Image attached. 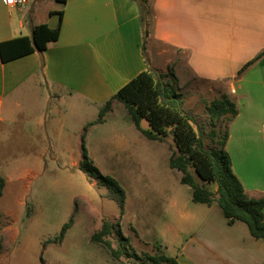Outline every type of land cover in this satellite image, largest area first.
<instances>
[{"label": "crops", "instance_id": "0c3cea01", "mask_svg": "<svg viewBox=\"0 0 264 264\" xmlns=\"http://www.w3.org/2000/svg\"><path fill=\"white\" fill-rule=\"evenodd\" d=\"M43 1L11 6L0 0V43L31 36L35 25L48 24L51 11L63 10L60 35L42 53L0 58V201L28 194L42 174L48 143L64 147L74 140L88 147L89 133L100 124L89 114L148 66L224 85L238 110L225 146L233 170L249 196L264 195V55L239 74L264 51V0H154L147 38L135 0H66L39 11ZM165 80L175 87L171 76ZM58 106L78 115L76 128L57 116ZM119 107L126 109L113 100L105 115ZM30 125L42 132L31 135ZM184 219L190 232L179 263L264 264V239L254 238L242 221L229 223L217 202Z\"/></svg>", "mask_w": 264, "mask_h": 264}, {"label": "rangeland", "instance_id": "374dc122", "mask_svg": "<svg viewBox=\"0 0 264 264\" xmlns=\"http://www.w3.org/2000/svg\"><path fill=\"white\" fill-rule=\"evenodd\" d=\"M51 1L44 0L39 11L60 7ZM145 44L149 47V41ZM167 70L181 94L183 110L193 118L205 145L218 146L227 120H219L214 127L208 105L220 97L224 85L194 78L186 70L177 77L171 74L172 68ZM57 116L67 127L78 126V115L66 106H58ZM90 116L98 119L100 112L95 109ZM99 122L89 133L86 148L102 174L112 176L125 189L124 213L121 215L118 203L108 197V190L80 169V144L73 140L64 147H52L48 143L42 174L29 183L28 194L8 195L0 201V264H134L132 255L122 254L117 259L110 248L92 239L104 219L122 230L142 258L182 255L190 232L184 216L205 204L193 201L191 187L181 182L182 173L169 165L176 150L172 137L164 142L148 139L125 108L103 115ZM139 126L150 129L146 119H141ZM212 128L217 135H212ZM38 130L42 132L30 125L31 135ZM71 217L72 226L61 241H55ZM105 238L114 249L120 248L115 234Z\"/></svg>", "mask_w": 264, "mask_h": 264}, {"label": "trees", "instance_id": "16d2710c", "mask_svg": "<svg viewBox=\"0 0 264 264\" xmlns=\"http://www.w3.org/2000/svg\"><path fill=\"white\" fill-rule=\"evenodd\" d=\"M65 4L66 0H55ZM140 11V21L144 28V38L153 31L154 0H135ZM50 15H58V23L51 27L47 23L35 25L31 36L18 37L0 43V58L3 62L31 54L42 53L49 42L56 41L60 35L63 10H53ZM264 51L248 61L240 70L241 74L253 64ZM169 74L155 72L148 66L131 81L120 88L100 110V116L95 123L102 120L112 107V101L118 100L128 110L137 129L150 140L164 142L171 136L176 150L171 154L169 165L182 173L181 182L192 189L193 201L212 204L217 202L229 223L242 221L249 227L251 235L256 239H264V195L251 197L247 194L241 180L235 174L232 161L225 146L229 137L228 124L238 114L234 101L226 94L214 98L208 105L211 124L215 127L221 119L227 120L218 146L207 147L204 139L194 126L193 118L183 110L181 94L165 77ZM146 119L150 129H141L140 120ZM213 136L217 135L215 128L211 129ZM80 169L90 178H95L98 185L108 190V197L114 199L120 208L121 215L125 211L126 192L120 183L110 175L102 172L90 160L86 146L82 145V160ZM4 179L0 178V196L2 195ZM215 186V190L211 188ZM73 217L64 224L55 241H61L66 231L72 226ZM107 219L102 222L99 231L93 233L92 239L103 243L111 249L117 259L122 254H130L134 264H181L176 258L165 255H150L142 258L129 243L120 228H115ZM115 234L119 239V247L114 249L105 237ZM131 250V252H129Z\"/></svg>", "mask_w": 264, "mask_h": 264}, {"label": "built area", "instance_id": "2783aa9c", "mask_svg": "<svg viewBox=\"0 0 264 264\" xmlns=\"http://www.w3.org/2000/svg\"><path fill=\"white\" fill-rule=\"evenodd\" d=\"M27 1L28 0H6L7 4L11 6H23Z\"/></svg>", "mask_w": 264, "mask_h": 264}, {"label": "water", "instance_id": "95a60500", "mask_svg": "<svg viewBox=\"0 0 264 264\" xmlns=\"http://www.w3.org/2000/svg\"><path fill=\"white\" fill-rule=\"evenodd\" d=\"M58 16H52L51 21L48 23L49 26L54 27L58 23Z\"/></svg>", "mask_w": 264, "mask_h": 264}]
</instances>
